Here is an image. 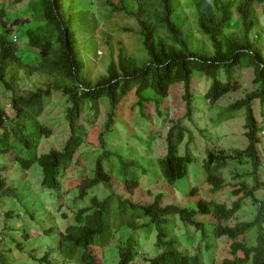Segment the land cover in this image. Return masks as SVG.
<instances>
[{
  "label": "trees",
  "instance_id": "obj_1",
  "mask_svg": "<svg viewBox=\"0 0 264 264\" xmlns=\"http://www.w3.org/2000/svg\"><path fill=\"white\" fill-rule=\"evenodd\" d=\"M6 1L9 5L4 7ZM23 1L0 0V90L10 104L5 109L0 99V197L8 199L6 209L13 220L15 205L26 208L27 204L22 189L12 187V176L5 172L16 163V179L27 180L37 164L40 185L47 191L41 189V200H57L45 206L46 212L66 227L59 233L54 254L38 260L42 264H98L96 257L102 250L117 243L118 264H131L139 255L142 264H203L200 253L189 250L175 235L179 221L194 240L193 230L201 235L200 241L209 235L222 241V260L217 264H264V200L257 195L264 191L260 177L264 142L259 139V123L263 122L256 117L264 115V18L258 17L256 9L259 5L264 15V0H191L200 32L206 36L203 42L182 38V33L194 35L189 26L175 23L173 0H117L116 4L114 0H94V4L91 0H61V5L57 0H30V8ZM19 4L20 9L15 8ZM10 11L14 17H9ZM233 12L238 16L235 31L229 30ZM90 57L94 66L89 65ZM237 69L252 70L254 89L228 107L218 108L214 120L213 112L209 118L217 126L230 120L240 123L244 147L205 148L199 174L208 196L203 198L196 194V187L191 189L189 195L197 196L192 209L179 204L163 206L162 195L149 190L152 201L147 205L122 199L116 185L121 183L129 192L137 190L145 168L117 152L118 144L108 145L114 142L120 123L126 128L140 126L148 104L161 116L167 91L177 84L183 85L190 118L191 78L210 80L203 98L211 105L238 88L234 81ZM53 95L60 99L57 105L65 108L62 122L67 133L60 149L51 143L42 147L53 130L38 119ZM100 107L104 116L98 126L93 120ZM129 129L135 135L140 132ZM185 134L190 132L184 127L172 130L166 139V155L150 158L157 161L162 181L169 185L189 178V167L193 170L191 150L179 151ZM188 141L195 144L193 139ZM95 147L101 153L87 171L79 155L83 149ZM70 165L74 169L80 166L77 175H68ZM237 166L250 169L236 174L234 183H226L223 171ZM66 179L71 180L68 192L61 188ZM218 193L228 195L231 205L220 202ZM25 201L30 204L29 198ZM246 204L251 217L235 221ZM28 217L32 218L31 213ZM138 234H154L157 255L148 258L133 250ZM209 248L206 243L205 249ZM8 260L0 247V264Z\"/></svg>",
  "mask_w": 264,
  "mask_h": 264
},
{
  "label": "rangeland",
  "instance_id": "obj_2",
  "mask_svg": "<svg viewBox=\"0 0 264 264\" xmlns=\"http://www.w3.org/2000/svg\"><path fill=\"white\" fill-rule=\"evenodd\" d=\"M177 1H179L189 12V9L185 6L183 0ZM93 2L94 0H91L92 4H94ZM21 4L27 5V7L30 8L32 1L24 0ZM8 5L9 3L6 1L4 7ZM15 8L20 9V4L16 5ZM186 10L180 9L179 16L181 19L186 18L187 22L190 23L192 18L189 15L190 12L188 13ZM10 12L9 17H14V12ZM262 12L263 10L261 9L258 11L261 20L264 18H261ZM230 19L231 24L229 26V30H238L237 14L235 13ZM72 25L74 24L72 23ZM262 27L264 29V22H262ZM189 29L192 33L196 31V27L193 23L189 24ZM128 35H130V33H127V36L125 37L127 41L129 39ZM184 36L188 37L187 40L190 41H206V36L202 34L199 36L191 35L192 37H189V33H186ZM81 38L82 35L80 39ZM133 42L136 41L133 39ZM207 44L209 43L207 42ZM97 54L101 56V51H98ZM81 55L84 60L85 54L82 51ZM136 55H138V52ZM88 60L89 65H95L94 58L90 57ZM218 74L222 75L223 71L219 70ZM252 79L253 75L251 69H237L234 73V81L238 84V88L226 94L215 104L209 105V100H205L203 98V94L207 91V85L210 83L209 80L202 77H193L190 80L189 89L192 96L191 106L193 108L190 118H187L186 116L187 109L185 101L183 100V85L177 84L168 89V98L166 99L167 104L163 108L161 107V116L157 115L155 108L151 104L144 107L145 119H139L140 117L135 116V119H139L141 124L138 127L130 125L129 128L140 131L139 134H132L133 131H130L129 128L122 127L123 125L120 121H118L123 130H121V128L118 129V132L113 138L114 142H110L108 145L118 144L119 146L114 149L119 153L124 152L127 154V157L129 156V158H134L137 163H141V165L145 168V173L140 174V186L137 190L129 192L128 190H125L123 185L120 183V185H116V193L120 195L122 199H127V201L147 205L152 201V197H149L147 194V191L149 190L155 195H162L163 205L179 204L180 206L187 207L189 209L194 207V203L197 199V196L189 195V191L191 189L196 187L198 191L196 194L206 198L208 196L207 186L202 184L201 181L203 176L202 174H199V171H201L200 161H202V158L205 156V148L207 147L210 149L213 146H217L218 148L226 150L230 148L244 147V138L241 135L243 130L240 123L237 124L236 121L230 120L223 123V125L217 126V124H214L213 121H211L209 116L213 112L214 118L212 120H214L216 118L218 108H226L235 101L244 98L246 92L254 89V86L251 83ZM220 80L224 81V78H220ZM29 88V86H24L25 90H28ZM0 99L3 107L7 109L10 106L8 97L1 90ZM48 103H50V105L45 106L43 113L38 116V119L42 124L52 128L53 135L50 139L42 141V147L45 148L47 144L50 145L49 143H51L54 148L60 149L64 143V135L67 133L65 124L62 122L65 114V108H61L57 105L60 103L58 95L50 96ZM254 110L259 111V106H254ZM103 116L104 110L101 109L97 114V119L94 118L93 120L92 118V120L96 121L99 126V124L103 121ZM256 117L258 121L263 122V124L259 123L262 127L259 139L264 142V115L263 117ZM132 121L133 120L131 119L129 123ZM144 121H147V123ZM157 121H159V124ZM176 123L179 126L175 128L174 125ZM179 127H184L190 132V134L184 135V140L179 146V151L183 153L185 147L188 148L191 150L195 160L192 165L193 170L189 167V178L177 180L172 185H169L162 181L158 171L157 161L154 159H161L166 155L168 149L166 142L167 136L172 130H174V132L177 131ZM188 135H190L191 138ZM185 139H187L186 142ZM191 139L195 140V144L188 141ZM262 147V162L264 163V144ZM100 153L101 149L98 147H95L92 150L83 149L79 155L81 165L84 168L86 167L87 171L93 169L95 159ZM152 156L154 157L153 160L150 159ZM141 158H143L142 161ZM74 160L75 159H73L72 163H74ZM12 165V168H7L5 175L12 176V187L17 188L18 186L22 189L23 202L27 204V207L25 208L22 204L17 203L15 205V211L12 213L14 219L11 220L9 218V210L6 209L8 199L5 197H3L4 199H1L0 197V247H2L3 253L7 255V258L9 259L7 264H42V260L40 261L38 259L43 258L47 253H50V255L54 254L53 250L59 233H64L66 227L60 225L56 218L50 219L46 212L45 206L56 204L57 200L50 198L47 203H43V200H41L42 194L40 191L41 189L43 190V188L40 185L41 176L40 169L37 164H33L32 171L30 170L27 174V180L23 177L16 179L15 172L17 171V165L16 163H12ZM71 165L68 169V175L75 176L77 175V168L80 166L75 167L76 169H74ZM103 166L106 167V163H104ZM249 169V166H237L234 169L227 168L223 171L224 181L226 183H234L237 179L235 177L236 174L246 173ZM193 177H196V179L192 180ZM260 177L264 179V169L260 173ZM70 182V179H66L62 182L61 188L64 192H68L67 189ZM75 186L73 190H75ZM43 191L47 192L46 190ZM217 195L220 202H226L228 203V206L231 205L232 199L227 198L228 195L220 193ZM257 195L264 200V191L257 192ZM25 198L30 199V204L25 201ZM20 208H22L21 211ZM251 212V208L248 204H246L242 209L241 214L235 219V221L249 219L251 217ZM23 213H26L27 217L23 218ZM30 213L32 218L28 217ZM235 221H231V224ZM58 229H60V231H58ZM184 231L185 228L179 221H177V227L174 230L175 235L179 237L182 244L188 242V246L186 247L189 248V250L200 253L203 259V264H217L220 260H222L220 255L222 241L220 239L216 240L212 237V235H209L204 239L205 241H200L201 235L199 233L196 235V232L193 230V234L197 236L194 240L192 237H189L186 233H184ZM206 243L211 246L209 250L205 249ZM119 248L120 246H118L117 243H112L108 248L103 249L101 256L99 255L96 257V259L99 260L98 264H118ZM133 250L137 251V254H139V252H144L148 258L157 255L159 251L154 245V234L149 237L138 234V238L133 242ZM33 257L37 259V261H35ZM142 262L143 258L139 255L138 258H134L131 264H142Z\"/></svg>",
  "mask_w": 264,
  "mask_h": 264
},
{
  "label": "clouds",
  "instance_id": "obj_3",
  "mask_svg": "<svg viewBox=\"0 0 264 264\" xmlns=\"http://www.w3.org/2000/svg\"><path fill=\"white\" fill-rule=\"evenodd\" d=\"M164 1V0H163ZM205 1H209V0H205ZM154 3H155V1H153ZM183 2L185 3V6L189 9V12L186 10V8L184 7V6H182V4L179 2V1H177V0H173L172 2H171V5H173L172 6V12H174V15H175V23L177 24V25H179V23L180 24H185V25H187V26H189V24H191V23H193L194 25H195V27H196V31L195 32H193L192 33V35H194V36H199L200 34H202L201 32H200V29H199V26H198V22H197V16H196V13H195V11H194V9H193V7H192V5H191V0H183ZM57 3H59L60 5H61V0H57ZM117 3V0H114V3L113 4H116ZM180 9H184V10H186L188 13H189V15L191 16V18H192V21L190 22V23H188L187 22V19L186 18H180V16H179V10ZM256 9H257V11H259L261 8H259V5H257L256 6ZM110 10V9H109ZM235 13L233 12L232 13V16L234 15ZM258 17H259V14H258ZM264 17V15L262 14V17L261 18H263ZM260 18V17H259ZM183 20H186V22L185 21H183ZM203 35V34H202ZM205 36V35H204ZM182 38L184 39V38H186V39H184V40H187L188 39V37H185L184 36V34L182 33ZM191 41H194V40H191ZM190 41V42H191ZM209 82H210V80H209ZM161 176V175H160ZM162 179V178H161ZM161 203H163V200H161ZM163 205V204H162ZM163 206H165V205H163ZM215 239V238H214ZM217 240V239H216ZM184 244H188V242H185ZM138 258V257H137Z\"/></svg>",
  "mask_w": 264,
  "mask_h": 264
}]
</instances>
